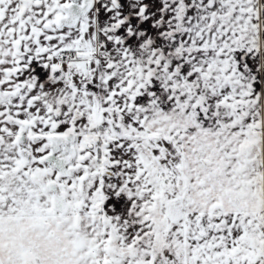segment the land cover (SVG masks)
I'll return each mask as SVG.
<instances>
[{
  "label": "snow or ice",
  "instance_id": "obj_1",
  "mask_svg": "<svg viewBox=\"0 0 264 264\" xmlns=\"http://www.w3.org/2000/svg\"><path fill=\"white\" fill-rule=\"evenodd\" d=\"M0 264H264V0H0Z\"/></svg>",
  "mask_w": 264,
  "mask_h": 264
}]
</instances>
